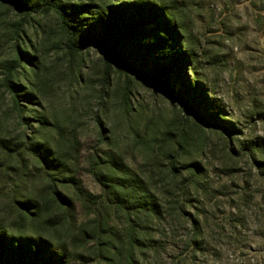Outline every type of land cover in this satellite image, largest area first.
Segmentation results:
<instances>
[{
    "label": "rangeland",
    "instance_id": "374dc122",
    "mask_svg": "<svg viewBox=\"0 0 264 264\" xmlns=\"http://www.w3.org/2000/svg\"><path fill=\"white\" fill-rule=\"evenodd\" d=\"M175 6L193 62L191 71L175 66L166 73L165 86L142 76L157 77L159 68L148 60L152 55L145 60L135 52L142 38L121 43L122 61L96 48L73 56L57 16L46 9L25 15L0 0V140L20 144L33 133L38 143L58 145L93 195L101 194L90 172L97 159L107 166L115 157L148 180L164 217L145 227L153 248L135 251L136 264H264V0H176ZM19 52L35 56L33 63L19 64ZM194 80L223 127L188 106L197 97ZM192 165L198 182L185 189L196 180L184 169ZM52 176L28 150L12 156L0 150V222L65 244L68 264H131L125 217L105 205L90 207ZM53 185L73 209L54 202ZM25 197L39 202L41 219L20 216L17 200ZM193 225L200 228L198 248L191 246Z\"/></svg>",
    "mask_w": 264,
    "mask_h": 264
},
{
    "label": "trees",
    "instance_id": "16d2710c",
    "mask_svg": "<svg viewBox=\"0 0 264 264\" xmlns=\"http://www.w3.org/2000/svg\"><path fill=\"white\" fill-rule=\"evenodd\" d=\"M22 9L23 14L40 12L46 9L59 18L66 45L73 56L79 55L89 48H96L115 60L122 61L118 47L131 35L142 38L135 52L142 59L145 55L156 61L159 68L156 74H142L147 78H159L169 85L165 74H170L175 66L186 67L192 70L193 53L186 42L180 13L175 6L176 0H148L143 4L136 2L122 3L119 6L99 5L87 0H4ZM85 17V18H83ZM88 22H86L85 20ZM86 22V23H85ZM20 53V63H33L35 58L26 52ZM10 90L17 97V85L9 81ZM191 88L197 90L194 105L188 106L199 118L207 117L208 123L215 127H223L225 120L221 113L214 111V106L202 84L194 80ZM190 88V89H191ZM190 90L186 89L185 93ZM203 103L204 108H199ZM199 108V109H198ZM205 113V114H204ZM207 114V115H206ZM206 115V116H205ZM23 119V118H22ZM24 124L30 126V119H24ZM44 125V122L38 120ZM223 122V123H222ZM30 129V128H29ZM33 133H24L20 144L3 139L0 140V150L9 154H22L28 150L30 159L39 164L42 169L53 173L52 179L73 187L78 197L90 207L100 209L104 205L106 210L121 213L129 224V250L128 257L131 264L138 261L135 251L152 249L153 245L145 236V227L149 222L160 221L164 216L156 194L150 182L135 171L127 167L115 157H109L107 166L101 159L93 163L91 174L101 188L100 195H93L86 191L82 183L73 175L72 157L59 149L58 145L38 143L32 137ZM251 153L255 149L251 148ZM25 154V153H24ZM177 160L171 162V170L178 176ZM184 169L190 170L196 180L187 182L183 186L188 189L191 184L198 182V167L192 165ZM191 187V186H190ZM53 199L60 207L68 211L73 209L74 202L53 185ZM20 216H32L33 221L42 218L38 201L28 197L18 199ZM180 215L185 216L183 205L179 209ZM179 214V213H178ZM200 228L193 225L195 240L192 245H197ZM109 251V243H101ZM68 247L65 244L52 242L38 234H22L11 230L10 227L0 222V264H68Z\"/></svg>",
    "mask_w": 264,
    "mask_h": 264
}]
</instances>
